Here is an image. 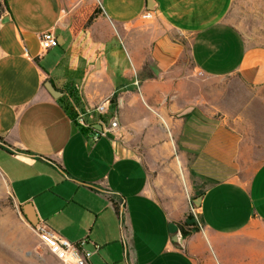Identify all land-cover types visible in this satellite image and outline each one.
Here are the masks:
<instances>
[{
	"label": "crops",
	"instance_id": "1",
	"mask_svg": "<svg viewBox=\"0 0 264 264\" xmlns=\"http://www.w3.org/2000/svg\"><path fill=\"white\" fill-rule=\"evenodd\" d=\"M154 1L149 10L147 0H0V174L26 219L31 204L39 222L87 239L89 264H264V159L242 165L234 130L213 118L225 101L208 108L193 96L184 67L190 56L204 78L259 88L264 46L247 45L228 21L234 0ZM94 3L100 13L74 34L75 14ZM47 31L59 44L45 49ZM102 103L116 107L118 127L94 140L103 114L86 112ZM188 106L198 115L166 113ZM140 125L169 127L160 141L185 148L172 200L137 152L129 131ZM197 191L201 228L179 244ZM47 264L64 263L52 252Z\"/></svg>",
	"mask_w": 264,
	"mask_h": 264
},
{
	"label": "rangeland",
	"instance_id": "2",
	"mask_svg": "<svg viewBox=\"0 0 264 264\" xmlns=\"http://www.w3.org/2000/svg\"><path fill=\"white\" fill-rule=\"evenodd\" d=\"M227 19L239 31L247 45L264 46V0H234ZM184 64L185 72L189 71V84L187 85L191 88L190 91L193 93L195 91L196 94L193 96H203L208 108H214L221 100L225 101L220 103L224 109L215 113L213 118L222 120V122L226 121V127L234 130L236 143L241 146L242 165L247 168L258 164L264 159V86L253 89L238 79L224 81L204 78L194 73L196 68L190 56ZM207 87L209 91L206 90ZM224 88L225 94L222 96L220 90L223 92ZM173 100L174 98L168 97L166 101L168 108ZM182 102V98L179 97V110L183 106ZM200 108L203 109V105H199ZM199 109L197 111L201 113L202 110ZM166 113L173 120L174 118L184 119L194 114L176 117V112L168 110ZM115 115V106L103 114L102 118L106 125H110ZM197 115L198 113H195L193 117ZM119 125L121 127L120 117ZM164 128L157 125L131 126L129 132L136 135L137 152L152 177L162 181L165 188L163 197L169 201L172 200L169 191H173L176 195L180 192V185L182 184L184 188L185 184V174L184 179L181 178L178 162L186 173L189 158L180 156L184 154L183 145L176 142L171 145L170 142L166 144L160 141V133L164 131ZM165 130L167 134H170L169 127ZM176 179H179L181 184H178ZM177 202L179 203L180 200ZM188 214L193 215L189 218V223H191L189 230L196 227L200 230L199 213L193 209ZM52 252L36 226L31 225L22 214L21 208L14 201L8 183L0 174V264H47Z\"/></svg>",
	"mask_w": 264,
	"mask_h": 264
},
{
	"label": "built area",
	"instance_id": "3",
	"mask_svg": "<svg viewBox=\"0 0 264 264\" xmlns=\"http://www.w3.org/2000/svg\"><path fill=\"white\" fill-rule=\"evenodd\" d=\"M154 13L152 11H147L144 13V18H152ZM41 43L43 48L48 49L55 47L59 44L57 36L51 32L47 31L41 36ZM92 112H98L99 114H104L107 112V104L102 103L98 105L94 111L88 110L86 113L91 114ZM77 122L84 127L90 128L85 119V113H80L77 116ZM102 130L100 134H95L93 139L98 140L100 135H104L109 131H114L118 127L117 120H112L110 125H106L104 121L100 122ZM36 229L41 235L44 242L49 246V248L63 261L64 264H89V261L94 253L92 250L84 248L87 239H81L79 241H71L59 232L55 231L49 227L44 222H39L36 225ZM96 250L100 248L99 245L95 246Z\"/></svg>",
	"mask_w": 264,
	"mask_h": 264
},
{
	"label": "trees",
	"instance_id": "4",
	"mask_svg": "<svg viewBox=\"0 0 264 264\" xmlns=\"http://www.w3.org/2000/svg\"><path fill=\"white\" fill-rule=\"evenodd\" d=\"M101 11L99 4H91L83 7L79 10L72 21L71 29L74 34L78 33L80 30L85 28ZM70 115L75 120V115L73 111L70 112ZM202 195L201 191H197V196ZM195 210L198 212V208L194 206ZM199 213V212H198ZM192 214H188L187 219L179 223V229L181 230L183 237L189 235L191 232L199 230V227L189 230V218H192Z\"/></svg>",
	"mask_w": 264,
	"mask_h": 264
},
{
	"label": "water",
	"instance_id": "5",
	"mask_svg": "<svg viewBox=\"0 0 264 264\" xmlns=\"http://www.w3.org/2000/svg\"><path fill=\"white\" fill-rule=\"evenodd\" d=\"M148 2V9L149 10H154L155 9V1L154 0H147ZM194 107L193 106H188L184 108L182 111L178 113V116H184L186 114H189L193 111ZM0 144L5 145L0 139ZM202 195H199L196 197L193 201L194 205L197 206L200 204ZM23 212L26 215L28 221L30 222L31 225L36 226L39 223V218L37 214L34 211V208L31 204H25L23 206ZM182 239H183V234L181 230L179 229L176 235L174 236L173 240L179 244H182Z\"/></svg>",
	"mask_w": 264,
	"mask_h": 264
}]
</instances>
